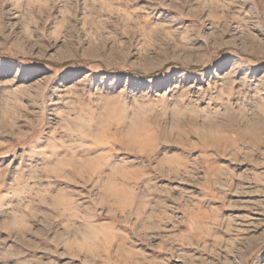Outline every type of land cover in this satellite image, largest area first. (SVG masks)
I'll use <instances>...</instances> for the list:
<instances>
[{
  "label": "rangeland",
  "instance_id": "rangeland-1",
  "mask_svg": "<svg viewBox=\"0 0 264 264\" xmlns=\"http://www.w3.org/2000/svg\"><path fill=\"white\" fill-rule=\"evenodd\" d=\"M261 33L264 0H0V264H264Z\"/></svg>",
  "mask_w": 264,
  "mask_h": 264
},
{
  "label": "snow or ice",
  "instance_id": "snow-or-ice-1",
  "mask_svg": "<svg viewBox=\"0 0 264 264\" xmlns=\"http://www.w3.org/2000/svg\"><path fill=\"white\" fill-rule=\"evenodd\" d=\"M261 35H264V33H261Z\"/></svg>",
  "mask_w": 264,
  "mask_h": 264
},
{
  "label": "bare ground",
  "instance_id": "bare-ground-1",
  "mask_svg": "<svg viewBox=\"0 0 264 264\" xmlns=\"http://www.w3.org/2000/svg\"><path fill=\"white\" fill-rule=\"evenodd\" d=\"M259 221V220H258Z\"/></svg>",
  "mask_w": 264,
  "mask_h": 264
}]
</instances>
